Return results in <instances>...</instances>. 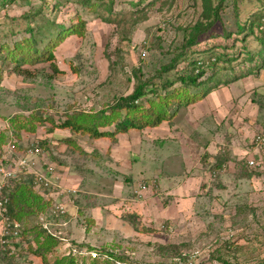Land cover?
<instances>
[{"label": "rangeland", "instance_id": "rangeland-1", "mask_svg": "<svg viewBox=\"0 0 264 264\" xmlns=\"http://www.w3.org/2000/svg\"><path fill=\"white\" fill-rule=\"evenodd\" d=\"M81 1L16 0L11 5H0V43L11 46L13 41L29 35L25 29L28 24L50 29V21L69 25L78 16L86 21L83 36L70 35L56 48L58 73H53L49 63H40L26 66L29 71L21 75L14 70L13 63L0 61V132L4 135L0 149L10 139H15L19 148L37 139L48 155L46 160L56 168L68 167L67 170L82 178L86 176L87 182L95 172L102 178L105 176L107 182L114 184L113 189L122 190L121 195L113 198V204L124 209L122 215L120 210L115 211L114 222H120L126 215L137 223L139 215L130 212L119 197H131L134 189V194H140L143 183L138 179L142 171L146 177L174 172L182 181L188 178L190 195L197 198L200 194V198L194 209L187 212L179 211L177 205L171 211L175 214L172 221L163 219L168 214L169 199L152 188L153 191L147 192L160 199L159 206L167 208L153 212L152 221L149 217L144 220L154 227L141 226L138 221L145 233L141 246L134 245L136 240L123 242L118 231L114 237L106 238L107 243L114 244L111 248L88 247L101 254L110 251L123 256L126 260L119 264H166L184 253L186 258L194 255L189 259L191 264H264V163L255 167L246 163L248 157L255 155L254 137L264 131V67L258 73L241 76L250 66L249 60H244L248 52L256 55L260 43L253 35L238 31L254 14L263 11L264 0H222L217 17L212 8L218 0H90L95 4L93 10ZM34 12L38 13L31 17ZM25 14H30L32 20L23 17ZM211 21L212 26L204 29ZM192 30L197 31V40L188 45ZM186 46L189 49L183 55ZM214 53L235 57L231 63L221 60L208 69V76L222 79L221 85H215L218 87L209 92L205 101L190 107L191 112L179 108L174 121L161 126L165 133L136 130L139 136L135 141L133 133H127L136 146H126L134 155L121 159L124 163L114 155L112 141L107 137L94 141L88 135L56 127L75 110L97 112L115 98L129 94L139 80L152 78L173 59L178 60L180 69L183 56L206 59ZM175 72L170 70L163 76L172 78ZM235 77L236 80L229 81ZM154 81L159 84L160 79L154 77ZM178 85L179 82L175 84ZM206 107H215V115L206 119L208 130L201 131L196 128L201 121V115L197 114ZM169 129L185 143L182 147L190 153V160L179 143H173L176 147L171 148L172 153L168 146L162 145L160 140L168 136ZM224 146L227 158L212 170ZM97 180L102 182L100 178ZM49 212L26 215L21 222L23 226L39 223L42 228L40 217L44 215L46 221H51ZM86 213L77 217L79 234L85 225L90 228ZM65 225L57 229L64 232ZM63 232L61 236L68 238ZM52 238L61 243L60 239ZM25 245L17 247L18 255L13 261L0 253V264H31L32 260L25 262L31 253ZM53 258L50 257L51 261Z\"/></svg>", "mask_w": 264, "mask_h": 264}, {"label": "trees", "instance_id": "trees-1", "mask_svg": "<svg viewBox=\"0 0 264 264\" xmlns=\"http://www.w3.org/2000/svg\"><path fill=\"white\" fill-rule=\"evenodd\" d=\"M14 2L16 0H0V5H11ZM81 3L89 6L91 10L95 8V4H92L90 0H82ZM221 6L222 0H218L217 5L212 8V14L215 17H217ZM37 13H32L31 17ZM29 15L25 14L23 17L29 18ZM212 21L204 29L210 28ZM85 24L86 21L80 16L69 25L50 21L48 24L51 27L50 29L41 25H36L34 28V26L28 24L25 28L29 33L27 37L13 41L12 46L7 42L0 43V61L13 63L14 70L21 75H25L29 71L26 66L40 63H49L53 73H58L60 70L56 64V48L70 35L83 36ZM240 28L239 33L244 32L247 36L251 34L260 43V49L256 52V55L248 52L244 60L248 59L250 66L241 76L258 73L264 67V9L254 14L249 22L242 24ZM10 33L13 34V31H10ZM197 34V31H191V35L187 38L188 45L197 40ZM188 49V46H186L181 54L185 55ZM217 55L215 53L214 55L211 54L206 59L183 56V66L180 69L177 68L178 60L173 59L172 63L162 66L152 78L139 80L129 94L115 98L111 104L97 112L75 110L66 115V118L56 127L68 129L73 133L88 135L94 139L107 137L111 141H115L117 133L127 132L130 129L152 128L159 126L164 121H171L179 108L188 107L203 100L209 92L218 87L215 85H221L219 81L222 79L216 75L215 77L208 76V69L211 66H216L221 60L231 63L235 60V57H226L223 54L221 56L220 54ZM170 70L176 71L172 78L163 76L164 73ZM135 73V69H133V75L136 77ZM154 77L160 79L159 84L154 81ZM1 80L2 75L0 73V82ZM234 80H236V77L229 81ZM224 81L227 82V80ZM177 82H179V85L175 86ZM111 126L113 129L107 128ZM28 129L34 128L29 127ZM3 142L4 135L0 132V145ZM227 154L226 152L218 153V156H216L218 160L212 165V170L221 166L222 161L226 160ZM206 157L207 154L203 159ZM7 193L10 199L9 215L18 221H21L26 215H37L40 211H50L51 200L42 198L40 193L33 187L28 176L22 177ZM131 215L134 216V214ZM126 218L125 215L124 219ZM127 219L132 222L131 217ZM144 229L149 230V228ZM21 239L18 246L26 244L27 249L29 248L31 253L40 257L43 264H110L109 260L119 264L126 260L123 256L110 251H104L109 255V259L101 262L97 258H90L80 263L73 256H58L56 252L58 242L52 236L46 234L39 223L31 226L25 223ZM50 257H54L52 261ZM15 258L16 256H11L9 259L13 261ZM114 262L112 263L115 264Z\"/></svg>", "mask_w": 264, "mask_h": 264}, {"label": "crops", "instance_id": "crops-1", "mask_svg": "<svg viewBox=\"0 0 264 264\" xmlns=\"http://www.w3.org/2000/svg\"><path fill=\"white\" fill-rule=\"evenodd\" d=\"M202 101H205V99L197 103H202ZM197 103L192 104L188 107H182V108H186L191 112L190 107H192L193 105H196ZM179 112L177 111V114L174 116V118L171 121H174V119L179 115ZM214 112H215V107L213 108L206 107V108L201 109L200 112L197 114V115H201L200 117L201 121L197 123L196 128H201V131L202 130L207 131L210 125L206 123V119L212 115H215ZM196 119H199V118L196 117ZM164 122L166 123L169 121H164ZM164 122H162L159 126L152 127V128H145V129H153V131L157 132L158 135L163 134L165 133V130H160V128ZM188 122L192 123V121H188ZM205 124H206V127L204 126ZM136 130L138 129H130L127 132L117 133L116 140L112 141V144H113L112 151L114 152V155L117 158H119V161L123 163L124 161L121 159H126V158H129L130 155H134L132 154L133 150L130 149L129 147H128L129 149H127L126 147L127 145H129L130 147L136 146L134 143H131L129 141L127 133H130V134L133 133L131 136H134L132 139H134L135 141L137 140L139 136ZM171 131L172 130L169 129L167 131L168 136L166 135H164L165 137L162 136L163 139H161L160 142H162L163 146H168V149L170 151L169 150L167 151L171 153L173 150L171 148L176 147L174 146L173 143H179V145L181 146V150L186 155V158L190 160V157H189L190 153L186 152L182 147L185 143H183L177 136H176L177 138L173 136ZM105 138L106 137H101V138H96V139L93 138V139L94 141H96V140H102ZM138 140H140L141 142V139H138ZM107 148H108V145H107ZM228 148H229V145H228ZM226 149H227V146L226 147L224 146V150L221 152H226ZM167 151L162 150V152L164 153H167ZM208 151H210V153L212 152V150L210 149H208ZM213 153L216 155L217 150H215ZM162 158L163 156H161V159ZM136 160L137 159H134L133 162H136ZM67 169H65V166L57 165L56 170L59 171V173L62 176V183L68 187L76 188L77 193L67 196V200H66L67 201L66 203L67 212H66V215L64 216L65 219L62 218V220L66 222V225L63 226L65 231L64 232L62 231V232L67 235L68 237L67 239L70 242L72 243L78 242L79 245L84 243L82 247H85L89 250H93V249H90L88 247L103 246V247L111 248V246L112 245L114 246V244L107 243L106 240L108 239L106 238H110L111 236L114 237V233H118V231H119L118 234L120 235L121 240H124L123 242L128 243L129 240L131 241L136 240V243H134V245L139 247L143 244V241L145 238L143 237V235H145V233L142 231V229L139 228L138 221L141 222L140 224L141 226L145 225L147 227H154V225H151L149 224V222H146L148 221V217L152 221L154 218L153 212L160 210V209H162L163 211L167 207H168L167 208L168 214L165 213L166 215L164 216L163 219L167 220V222L172 221L173 216L175 217V214L171 213V211L172 210L174 211L175 209H177V205H178L179 211L187 212V211L194 209L195 203H197L200 198L199 197L200 194L196 195L197 198H193V196L190 195L191 193L189 189L191 187L187 186L188 184H186L188 183V181H186L188 178H183L184 180L182 181V179H179L180 176L177 177V175H175L174 172H169L165 174L164 172L162 173L160 172L158 175H154L152 177H146L144 176L143 171L142 172L140 171L141 173L139 174L141 177L138 179V181L139 183L142 182L143 184H140V185L144 186L142 191L140 190L141 191L140 194L139 192L134 194V191H135L134 189L133 195L131 197H127V195L126 196L122 195V197H119L121 201L123 200V203L122 202L121 203L129 210L131 209L130 212L135 211V213L139 215V218H137V223L130 222L126 219H121L120 222L118 221L114 222L113 220H116L114 219V215H115L114 213L115 211L119 212L120 209L117 208L115 204H113V201H114L113 198L121 195L122 190H118L119 192H117L116 189H113V186H112L113 183L110 184L109 182H107L108 180L106 179V177L105 176L103 178L100 177V175L97 174V172L91 175L90 179L87 182L86 176L82 178L80 174L77 175L73 173L72 171H69L70 169L69 170ZM172 175H175V177H173ZM92 178H93V181L92 183H90ZM97 178H100L102 182H99ZM199 179H203V176H199ZM127 180H129V177L127 178ZM104 181H106L107 183H105ZM88 183L92 184V186L91 185L88 186L87 185ZM94 185H96V187ZM185 185L187 186L186 189H184ZM151 188L157 191L160 195H162L163 196L162 198L169 199V204L166 205L167 207L159 206L160 199L159 198L157 199L156 197L152 195L150 196L147 194V192L153 191ZM139 195L140 197H138ZM121 210L123 211L124 209L122 208ZM122 211L120 215L123 214ZM84 212H87L89 214L88 217L90 218L88 222H90L89 223L90 228L88 229L84 223L86 228H84V230L80 232L82 234H79L76 232L78 229L77 228L78 227L77 217H80V216L82 217V213ZM61 226L62 225H60L59 227ZM134 226H137V227L135 228ZM148 231L151 232V229H149ZM152 234H154V232ZM137 241H141V243L139 244V242ZM63 243L64 242L62 241L61 243H58L59 245H57L56 252L57 254L62 253V256H66L64 254L65 249H64ZM84 257L85 258L83 257H75V258L78 259L80 263H82V260L84 259L86 260L90 259L89 256H84ZM27 260L29 261L32 260L31 264H43L41 258L34 255L33 253H30V256L25 259V262H27Z\"/></svg>", "mask_w": 264, "mask_h": 264}, {"label": "built area", "instance_id": "built-area-1", "mask_svg": "<svg viewBox=\"0 0 264 264\" xmlns=\"http://www.w3.org/2000/svg\"><path fill=\"white\" fill-rule=\"evenodd\" d=\"M142 55H145L144 51ZM252 149L255 155L246 159L247 165L255 167L264 163V131L254 137ZM47 156L37 139H31L22 148L18 147L15 139L12 141L10 139L0 150V253L8 257L18 255L17 247L22 240L23 224L9 215L10 199L7 192L22 177L28 176L35 190L45 199L51 200L48 213L52 216L51 221H46L43 215L40 217L41 225L48 234L64 242V254L73 257L90 256L92 259L108 258L107 254L80 247L61 236L62 232L57 228L66 224L62 218L67 212V196L77 193V189L62 183L61 174L56 170L55 165L46 160ZM186 255L184 253L173 257L166 264H191L190 260L194 255H189V258H186Z\"/></svg>", "mask_w": 264, "mask_h": 264}]
</instances>
